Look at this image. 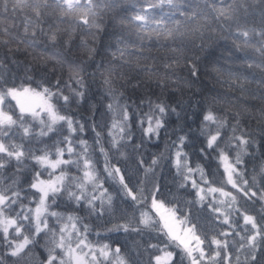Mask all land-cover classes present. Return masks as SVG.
Wrapping results in <instances>:
<instances>
[{"label":"snow or ice","instance_id":"obj_1","mask_svg":"<svg viewBox=\"0 0 264 264\" xmlns=\"http://www.w3.org/2000/svg\"><path fill=\"white\" fill-rule=\"evenodd\" d=\"M165 2L183 19L15 0L23 28H0V264H264V95L233 111L202 84L220 66H201L205 33L239 48L264 28H229L235 0Z\"/></svg>","mask_w":264,"mask_h":264},{"label":"trees","instance_id":"obj_2","mask_svg":"<svg viewBox=\"0 0 264 264\" xmlns=\"http://www.w3.org/2000/svg\"><path fill=\"white\" fill-rule=\"evenodd\" d=\"M112 3L114 6L118 5L115 11V15L117 16L134 13L138 9L142 11L145 5H152L145 13L151 20L163 19L171 23L173 20L183 19L179 11H177L175 15H172L173 9L170 8L166 2L162 4L161 0H112ZM178 3L181 5V10L185 13L192 11L196 6H199L202 12L208 11L207 5L203 0H178ZM14 4L15 0H8L7 11H4L5 5L3 0H0V28L8 27L9 31L18 32L23 28L24 17L18 10H13ZM244 6H247V8ZM235 7L238 10L235 19L231 22L224 21L229 28L235 26L248 27L249 29L264 28V17H261L259 14L260 8L259 5L256 4V0H235ZM109 25L111 27V21H109ZM209 28L219 29L226 37L232 36L231 31H225L224 28H221L220 22L214 18L210 21ZM110 35L114 36L116 33H110ZM205 38L211 40L212 44L206 56L202 59L201 66L204 68L214 62L220 66L222 72H204L202 74L203 87L206 90L224 92L229 97H233L235 100L233 111L240 110L242 112V105H249L254 108L258 107L260 101L253 97L264 95V84L257 83V81L264 79V72L256 67L249 68L247 62H264V57H261L255 51L256 47H261V45L264 44V37L250 32L249 45L251 46H244L241 44L239 48H237L231 38L220 39L218 35L213 37L210 33H205ZM235 39L242 40L243 37L236 36ZM142 46L146 50L151 49L150 52L145 53L147 55L157 57L162 55L161 51H157L158 44L155 38H153L151 42L145 40ZM0 54H2V50H0ZM135 54L136 53H133V55ZM231 73H239L241 76L248 77L249 80H240L238 83L243 84L242 88L237 87L234 83L229 90L227 83L222 84L216 79V76L220 75L222 80L227 81ZM205 77H208V79H205ZM244 123L255 127V121L248 117H245Z\"/></svg>","mask_w":264,"mask_h":264}]
</instances>
